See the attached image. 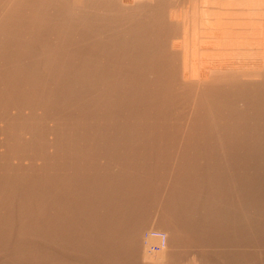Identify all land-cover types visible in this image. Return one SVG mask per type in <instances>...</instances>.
Instances as JSON below:
<instances>
[{"label":"bare ground","instance_id":"obj_1","mask_svg":"<svg viewBox=\"0 0 264 264\" xmlns=\"http://www.w3.org/2000/svg\"><path fill=\"white\" fill-rule=\"evenodd\" d=\"M149 2L0 0V264H138L134 233L186 119L176 99L194 91L161 219L198 252L176 264H264V59L199 79L191 13Z\"/></svg>","mask_w":264,"mask_h":264},{"label":"rangeland","instance_id":"obj_2","mask_svg":"<svg viewBox=\"0 0 264 264\" xmlns=\"http://www.w3.org/2000/svg\"><path fill=\"white\" fill-rule=\"evenodd\" d=\"M122 1V0H121ZM146 1H150L151 3L152 2H154L155 0H146ZM169 2H167V7H169L170 9V11L172 12V11H174L173 13L174 14H176L177 15V13L179 12V14L177 15V16H175L174 17V19H180V21H181V24L184 22V20L183 19H185L186 18V16L188 15V14H190V15H188L187 16V18L189 17L190 19H187L186 18V20H185V22H188L187 20H189V22L188 23H183L182 24V26L184 27V29H186L185 30V33L188 35V36H190L191 35V37L189 38V43H188V49H187V52H188V54H187V57L193 62V64L194 65H196L197 67H198V70L196 71V73H198L197 75L199 76V79H201V77H202V79H204V77H205V73H204V71L205 70H207V69H210V67H212V66H214V65H218V66H227L228 68H236V69H239L240 68V70H243V67H244V69H254V68H257L258 66H259V64L261 63V62H263V56H264V5H256L255 6V2L256 1H258V0H242V3L243 2H245V3H241V0H237L238 2L240 1V3L238 4V2H235V0L234 1H232V0H220V1H218V0H215V2H214V0H168ZM198 1V2H197ZM201 1L203 2V3H201ZM207 1V2H206ZM227 1H229V2H227ZM125 2V1H124ZM149 2V3H150ZM171 2H172V5H171ZM180 2V3H179ZM196 2V4H194ZM205 2V3H204ZM209 2H211L212 3V5H211V3H209ZM249 2H252V3H249ZM126 4H128V5H130V6H132V4L133 5H135L133 2H125ZM130 3V4H129ZM179 3V4H178ZM207 3V4H206ZM220 4L219 6L221 7H219L218 8V6L216 5L215 6V4ZM226 3V4H225ZM228 3V4H227ZM233 4V5H232ZM251 4V5H250ZM171 5V6H170ZM192 5V6H191ZM199 7H197V6ZM208 5H210V6H208ZM214 5V6H213ZM241 5H243V6H241ZM180 6V7H179ZM193 6H194V8H193ZM213 6V7H212ZM224 6V7H223ZM231 6V7H230ZM236 6V7H235ZM239 6V7H238ZM247 6H248V8H247ZM250 6H252V7H250ZM191 7V8H190ZM207 7V8H206ZM216 8V10H215V8ZM263 7V8H262ZM174 8L175 9H177V11L176 10H174ZM196 8H197V10H196ZM203 9V10H201V9ZM205 8H206V10H205ZM209 8V9H208ZM211 8V9H210ZM214 8V9H213ZM226 8V9H225ZM231 8V9H230ZM248 10H247V9ZM249 8H251V9H249ZM253 8H255V9H253ZM183 9V10H182ZM223 9H224V11H223ZM259 9V10H258ZM211 11V13L209 12V11ZM213 10V11H212ZM218 10V11H217ZM232 10H234V12L232 11ZM235 10H237V11H239V12H237V11H235ZM257 10V11H256ZM170 11H168V12H170ZM200 11H202L200 14L201 15H199V13L198 12ZM204 11V12H203ZM206 11V12H205ZM228 11V12H227ZM248 11H250V12H248ZM262 11V14H260V12ZM177 12V13H176ZM195 12V13H194ZM220 12H221V14H220ZM232 12H233V14H232ZM245 12V13H244ZM257 12V13H256ZM185 14H187V15H185ZM194 14H195V16H194ZM196 14H198V15H196ZM213 14H214V16H213ZM238 14V15H237ZM203 15V16H202ZM231 15V16H230ZM245 15V16H244ZM192 16V17H191ZM196 16H198V19H197V17ZM218 18V19H220V21L218 22V20L216 19V17ZM231 18H230V17ZM235 16V17H234ZM239 16V17H238ZM177 17H179V18H177ZM184 17V18H183ZM196 17V18H195ZM200 17H202V18H200ZM211 19H210V18ZM219 17H223L222 18V20H221V18H219ZM225 17V18H224ZM233 17V18H232ZM243 19V20H245V21H243L241 18ZM244 17V18H243ZM247 17V18H246ZM181 18H182V20H181ZM195 18V19H194ZM199 18L201 19V20H199ZM206 18V19H205ZM213 18H215V19H213ZM228 18V19H227ZM229 18H230V20H229ZM235 18V19H234ZM252 18V19H251ZM191 19H193V20H191ZM206 21H205V20ZM208 19V20H207ZM215 20V21H217V23H215V25L217 26H215V25H213L214 24V21L213 20ZM240 19V20H239ZM251 19V20H250ZM254 19V20H253ZM198 20V21H197ZM202 20H204V21H202ZM248 20V21H247ZM253 20V21H252ZM193 21V22H192ZM212 21V22H211ZM198 22V23H197ZM199 22H201L200 24H199ZM204 22V23H203ZM208 22V23H207ZM209 22H211V23H209ZM221 22H222V24H221ZM248 22V23H247ZM251 22V23H250ZM263 22V23H262ZM239 23H241L243 26H244V28H243V26L241 25V24H239ZM195 24V25H194ZM199 24V25H198ZM204 24V25H203ZM219 24H221V25H219ZM235 25V27H234V25ZM245 24V25H244ZM186 27H185V26ZM197 25V26H196ZM218 25H219V27H218ZM227 25V26H226ZM188 26H189V28H188ZM196 26V27H195ZM215 26V27H214ZM240 26V27H239ZM193 27V28H192ZM211 27V28H210ZM227 27H228V29H227ZM229 27H231V28H229ZM233 27V28H232ZM236 27H238V28H236ZM187 28L190 30H188V32H186L187 31ZM203 28V29H202ZM221 28H223L222 30H220ZM240 28H243V29H240ZM198 31H197V30ZM208 29V30H207ZM211 29V30H210ZM240 29V30H239ZM191 30H193V31H191ZM201 30V31H200ZM204 30V31H203ZM218 30H219V32L220 31H223V36L222 35H220V33L218 32ZM232 32H231V31ZM237 30V31H236ZM239 30V31H238ZM246 30V31H245ZM212 31V32H211ZM213 31H215V32H213ZM234 31H236V32H234ZM241 31V32H240ZM201 32V33H200ZM218 32V33H217ZM227 32H229V33H227ZM197 33V34H196ZM200 33V34H199ZM204 33H205V35H204ZM226 33L228 34V35H226ZM245 33V34H244ZM194 34V35H193ZM222 34V33H221ZM195 35H196V37H195ZM197 35H198V37H197ZM202 35V36H201ZM207 35V36H206ZM229 38L228 40H226L227 39V37ZM235 35V36H234ZM222 36V37H221ZM233 36L235 37V38H233ZM237 36L238 37H240V38H244L243 39V41H242V39H240V40H238V41H235L236 39H238L237 38ZM212 37V38H211ZM219 37V38H218ZM231 37H232V39H235V40H232L231 39ZM195 38V39H194ZM198 40H197V39ZM200 38V39H199ZM210 38V39H209ZM223 38H226V39H223ZM193 40L194 42L192 43V41L191 40ZM223 39V40H222ZM200 40H202L201 42H200ZM227 41V43H225L226 41ZM233 41V44H235V46H233V44H232V41ZM229 41V42H228ZM197 42V43H196ZM231 42V44H229ZM235 42V43H234ZM191 43V44H190ZM202 44V48H201V44ZM240 43H242V45L240 44ZM191 46H190V45ZM208 46H207V45ZM213 44V45H212ZM225 44V45H224ZM229 44V45H228ZM238 44H239V46H238ZM227 45V46H226ZM236 45L238 46V47H236ZM262 45V46H261ZM193 46V47H192ZM230 47V49H229V47ZM241 46V47H240ZM196 47V48H195ZM207 47V48H206ZM212 47V48H211ZM226 47V48H225ZM228 47V48H227ZM233 47V48H232ZM199 48H201V50H199ZM192 49V50H191ZM245 49V50H244ZM227 50H229V51H227ZM234 50V51H233ZM244 52H243V51ZM191 51V52H190ZM199 52V53H198ZM218 52V53H217ZM232 52V53H231ZM198 54V55H197ZM225 54V55H224ZM231 54V55H230ZM191 55V56H190ZM203 55V56H202ZM227 55V56H226ZM190 56V57H189ZM196 57H197V59H196ZM199 57V58H198ZM216 59V60H215ZM258 59V60H257ZM262 59V60H261ZM203 60V61H202ZM198 61V62H197ZM201 61V62H200ZM245 61H246V63H245ZM259 61V62H258ZM261 61V62H260ZM211 62V63H210ZM209 65H208V64ZM220 63V64H219ZM221 63H222V65H221ZM211 64V65H210ZM212 64H214V65H212ZM229 64V65H228ZM235 65V66H234ZM210 66V67H209ZM208 67V68H207ZM201 68V69H200ZM153 75V76H152ZM155 74H151V76L150 77H152L151 79L153 80L154 78L153 77H155L154 76ZM197 76V77H198ZM168 80V79H167ZM166 80V82L164 81V84L163 85H169L170 84V82L172 83V80L170 81V79L167 81ZM166 83V84H165ZM157 85L158 84H156L155 86H154V84H153V86H154V90H153V92L155 93V91H156V94L159 92L158 91V89H160L159 88V86L160 85H158V87H157ZM166 85V86H167ZM156 88V89H155ZM193 93V92H192ZM191 93V94H192ZM194 93H195V91H194ZM192 94V98H191V100H192V102H189V103H191V107L189 106V103L188 104H184V102H183V98L182 97H180V100H179V98L178 99H176V102H178L177 104L178 105H180L181 106V108L183 109V107H184V110H182V112H184L185 113V118L186 119H184V121L187 123L188 122V120L190 121V119L189 118H191V117H193V115H194V112H196L194 109H195V103H194V101L197 99V98H195V96H197V95H199V92H196L197 93V95H196V93L195 94ZM195 100H194V99ZM182 99V100H181ZM194 100V101H193ZM179 101L180 102H182V104L181 103H179ZM185 101V100H184ZM196 102V101H195ZM182 105H184V106H182ZM186 106V107H185ZM188 106V107H187ZM189 108V109H188ZM185 109H187L188 111H186ZM192 109V110H191ZM189 111H192V112H189ZM186 113H188L187 115H186ZM90 121H93V120H91V119H89ZM88 120V121H89ZM183 121V122H184ZM184 122V124L182 123L181 124V130H182V132H180L178 135H179V139H174L173 141H170L171 143H172V145H175L174 143H176V145H175V149H177V151H176V154H174V156H173V158H172V160H170V162H171V165H170V162L169 163H167L166 165H165V169L163 168L164 167V164H163V166L162 165H158L159 166V169L158 170H162V171H159V172H161V174L163 173V175L164 174H166V175H164L163 177L164 178H162V179H160V176L162 177V175L161 174H159L158 176L159 177H156V178H158V181L160 182V180L162 181V188H161V190H160V192L158 193V199H157V197H156V199H155V201L153 202V205H149V208H148V210H147V213H146V215L147 216H145V220L143 219V221L141 222V227H140V225H139V227L137 228L138 230H136L135 231V235H134V243H137L136 245H137V247H136V245L134 244L133 246L135 247V250H137L136 251V253H137V259H136V262H138V264H176L178 261H176L175 260V257H178V255L179 254H181V255H183V257L184 258H186L187 256H188V258L190 259V257L192 258V257H195V255H196V253L198 252V249L197 248H191V247H194V246H182V244H177V243H173L172 242V240H171V238L170 237H173L172 235H173V233H171V230H169V232H168V229H166L163 225H162V220L163 219H161L162 217H164V214L166 213V211L164 210V204L166 203V201L168 200V196H167V192H168V189L167 188H169V186H170V184L172 183V181H173V179H174V173L178 170V168L181 166V163H180V161H181V159L178 157V158H176L175 159V156H180V152L182 151V148H184L183 147V145L185 146L189 141H187V143H184V142H186V138L184 139L183 137H181V136H184V128L188 125H186V123ZM91 123H93V122H91ZM183 139H181V138ZM181 141V142H180ZM179 142V143H178ZM182 144V145H181ZM180 145V146H179ZM182 146V147H181ZM178 147V148H177ZM179 149H181V150H179ZM185 149V148H184ZM52 150H53V148H52ZM51 150V151H52ZM179 155H178V154ZM30 156V158L29 159H27V161H28V164H31L32 162H34V163H37V158L39 159L41 156H38V155H36V157H34V155H32L31 153L29 154ZM128 155H130V154H128ZM33 156V158H36L34 161L33 160H31V157ZM38 156V157H37ZM42 158V157H41ZM39 159V160H42L43 161V158L42 159ZM154 159V158H153ZM180 159V160H179ZM30 160V161H29ZM26 161V162H27ZM32 161V162H31ZM42 161H38V163L37 164H39L40 165V162H42ZM105 160H103V162H104ZM155 161V160H154ZM173 161V162H172ZM175 161H176V163H175ZM144 162V161H143ZM180 163V165H179V163ZM34 163H32V164H34ZM156 164L157 163V160L155 161V162H153V164ZM173 163V164H172ZM178 165H179V167H178ZM162 166V167H161ZM168 166V167H167ZM167 167V168H166ZM169 167H170V169H169ZM176 167V168H175ZM114 170H112V171H114L115 172V170H119V166L117 167L116 165L114 166V167H112ZM116 168H118V169H116ZM161 168H163L164 170H165V172H164V170L163 169H161ZM169 170V171H168ZM175 170V171H174ZM168 172V173H167ZM170 174V175H169ZM168 176V177H167ZM172 176V177H171ZM172 178V179H171ZM166 179V180H165ZM164 182V183H163ZM233 195H235L236 196V193L235 194H233ZM151 206V207H150ZM163 207V208H162ZM151 208V209H150ZM155 208V209H154ZM153 210V211H152ZM148 211H150L149 213H148ZM153 213V214H152ZM157 225V226H156ZM139 234V235H138ZM172 234V235H171ZM172 243V244H171ZM175 244V245H174ZM178 246H177V245ZM130 246V245H129ZM132 246V245H131ZM130 246V247H131ZM132 246V248H130V247H126V249L127 250H125L124 251V255H123V257H124V259H127L128 257H126V256H129V252H130V254H131V252H132V250L131 249H133V251H135L134 250V247ZM139 246V247H138ZM129 248H130V250H129ZM187 248V249H186ZM202 249H204L205 250V247L204 248H202ZM202 249H200V250H202ZM191 250V251H190ZM199 250V251H200ZM203 250V251H204ZM171 251V252H170ZM186 251H187V253H186ZM197 251V252H196ZM169 252V253H168ZM185 252V253H184ZM192 252H196V253H192ZM127 253V254H126ZM187 256H186V255ZM189 254H190V256H189ZM186 256V257H185ZM130 257V256H129ZM163 258V259H162ZM171 258V259H170Z\"/></svg>","mask_w":264,"mask_h":264}]
</instances>
